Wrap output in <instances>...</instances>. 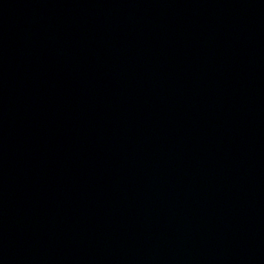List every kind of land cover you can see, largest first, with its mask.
<instances>
[{
	"label": "water",
	"instance_id": "1",
	"mask_svg": "<svg viewBox=\"0 0 264 264\" xmlns=\"http://www.w3.org/2000/svg\"><path fill=\"white\" fill-rule=\"evenodd\" d=\"M0 264H264V0H0Z\"/></svg>",
	"mask_w": 264,
	"mask_h": 264
}]
</instances>
